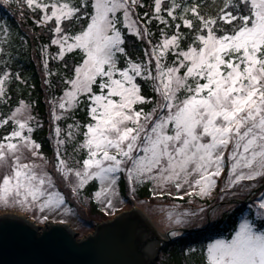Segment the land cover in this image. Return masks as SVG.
<instances>
[{
  "label": "snow or ice",
  "instance_id": "snow-or-ice-1",
  "mask_svg": "<svg viewBox=\"0 0 264 264\" xmlns=\"http://www.w3.org/2000/svg\"><path fill=\"white\" fill-rule=\"evenodd\" d=\"M13 4L51 33L40 45L53 91L51 158L34 135L42 127L35 102L12 88L27 84L13 69ZM205 7L206 0H0V205L38 210L42 221L45 212L71 213L62 180L71 196L113 208L123 180L133 193L150 185L151 197H179L158 206L168 234L179 236L177 228L216 214L213 205L180 200H204L223 183L235 200L231 229L207 225L186 253L199 251L200 264H264V0ZM53 59L64 72L50 67ZM82 105L86 121L76 116Z\"/></svg>",
  "mask_w": 264,
  "mask_h": 264
},
{
  "label": "water",
  "instance_id": "water-1",
  "mask_svg": "<svg viewBox=\"0 0 264 264\" xmlns=\"http://www.w3.org/2000/svg\"><path fill=\"white\" fill-rule=\"evenodd\" d=\"M151 225L144 212L132 207L78 238L67 223L49 222L41 228L27 217L6 212L0 214V264L19 259L38 264H153L160 247L151 252ZM165 235L173 237L167 231Z\"/></svg>",
  "mask_w": 264,
  "mask_h": 264
},
{
  "label": "trees",
  "instance_id": "trees-1",
  "mask_svg": "<svg viewBox=\"0 0 264 264\" xmlns=\"http://www.w3.org/2000/svg\"><path fill=\"white\" fill-rule=\"evenodd\" d=\"M146 2H151V0H146ZM219 0H206V11H213L215 4ZM16 8V5H12L10 9V16L15 20L13 25L14 35H13V46L18 52L14 61L13 69L14 71H19L24 80L27 81V84H24L23 81H17L12 85L13 91L16 94L22 93L24 98H30L35 102L34 112L40 117L43 121V128L37 129L34 133L35 138L42 144L43 151L48 156H51L53 153L51 142L49 139L50 131L48 129L50 126V105L48 103L49 99L53 95L52 89L49 88V85L45 83V73L43 70V56L40 52V45L48 44L50 41L51 33L47 27H40L35 25L30 18L28 13H26V18L22 19L18 12L13 11ZM147 9H141L145 11ZM3 17V12L0 11V18ZM11 22V20H10ZM157 25L154 23L153 28H156ZM129 47L132 52L135 54H142L141 49L144 47L143 44L133 36L128 37ZM51 53L54 55L57 51L56 46H51ZM73 57L68 56L67 60L63 63L69 65L71 68V61ZM63 63L53 59L50 61V67L55 70L59 69L61 72H64ZM60 78L53 75V84L52 88H57V82ZM34 86V87H33ZM146 94H151L150 89L145 85L144 87ZM150 107V105H148ZM76 116L80 120L86 121L88 119L87 113L85 111L84 105L81 106L80 110L76 113ZM71 122V121H68ZM63 126V125H62ZM121 191L123 195H127L125 183L121 181ZM134 193L135 197L142 198L147 197L150 194V185L139 187ZM85 197L90 196L91 189L83 193ZM176 199H179L176 198ZM89 201V211H93L98 215L102 214V211L98 203L94 199H88ZM183 201V200H182ZM238 206V205H237ZM234 215L231 211L224 212L220 218H218L214 223L213 231L220 233H227L233 225ZM180 235L176 236L174 240L164 246L163 252L167 253L171 257H175L176 261L174 264H186L185 261V249H187L189 244L195 245L200 241V237L207 234V231H182L179 230ZM200 259H197V264H200ZM157 264H163L159 261Z\"/></svg>",
  "mask_w": 264,
  "mask_h": 264
},
{
  "label": "rangeland",
  "instance_id": "rangeland-1",
  "mask_svg": "<svg viewBox=\"0 0 264 264\" xmlns=\"http://www.w3.org/2000/svg\"><path fill=\"white\" fill-rule=\"evenodd\" d=\"M34 114H36V113L34 112ZM39 119L42 121V119L40 117H39ZM49 123L52 124V121H50ZM41 128H43V121H42V127H39L37 129H41ZM49 128H50V126H49ZM48 130L50 131V129H48ZM49 139L51 142L53 153L51 152V156H48L47 154L46 155L51 158L54 154V141L50 138V136H49ZM49 167H51V165H49ZM122 182H124V181L122 180ZM59 187L61 188L62 191H65L66 195L68 196L69 206L73 209V211L71 213H61V212L48 213V212H45L43 214L49 215V219L47 221H42L39 219V216L41 215V213L38 210H25V209L20 208L18 206L5 207L3 205H0V214L9 212V213H15V214L22 215V216L27 217L28 219L32 220L33 222H35L41 228L44 227L49 222L67 223L73 229V231L76 233V236L78 238H80V237H83V236L93 232L95 225L98 222H101V221L107 220V219H111L113 216L122 212L123 210H129L132 207H137L142 212H144L148 216V218L151 220V222L153 224L151 226H153L157 231H159L160 234L165 235V232L167 231L169 225L166 223V221L161 219L163 213H161L158 206L161 203L168 204L173 199L178 198V197H173V198H169L167 200L161 201L155 197H151L150 194H148V196L146 198L145 197L137 198V197H135L134 193L131 192L130 188H128V187L125 188L127 195L124 196L122 191H121V185H120L119 197L116 199V202H115V205L113 208H107L106 204H101V203L97 202L101 211H102V214L98 215L93 211H89L90 205H89L88 200H83L81 198L71 196L70 189L67 188V186L64 184V182L62 180L59 181ZM138 189L140 190V188H138ZM222 189H223V183H221L216 188V190L212 193V195H210L206 199H204V200L197 199L195 202H192L191 204L187 203V200H188L187 197H185L183 199V201L180 200V203L185 204V206H189L193 209H196L198 206H205V205H213L216 207V214L215 215H212L209 212L204 216L203 221H201L199 218H197L193 222V224H190V225L183 227V228H188V229L203 228V229H206L207 225H209V224L213 225V223L218 218H220L224 212L228 211L230 206L235 205V200H233L230 196H228L224 192H222ZM222 195L224 196L223 200L220 199V197ZM237 198L239 199V197H237ZM176 200H179V199H176ZM179 229H181V228H177L176 230L178 231ZM175 238H176V236H174L172 239L165 242L160 247V249L158 251V258L156 259V261L153 264H157L159 261H161L163 264H174L175 263V261H176L175 257H171L167 253L162 251L164 249V246L166 244L170 243ZM200 239H201V237H200ZM199 242L195 245L189 244L188 247L190 245L193 247H198ZM184 255H185L186 264H197L196 261L200 257L199 251H194L191 253H186V251H185Z\"/></svg>",
  "mask_w": 264,
  "mask_h": 264
},
{
  "label": "bare ground",
  "instance_id": "bare-ground-1",
  "mask_svg": "<svg viewBox=\"0 0 264 264\" xmlns=\"http://www.w3.org/2000/svg\"><path fill=\"white\" fill-rule=\"evenodd\" d=\"M147 236L152 253L162 246L167 240H169V237L164 234H160V232L157 231L153 226H150Z\"/></svg>",
  "mask_w": 264,
  "mask_h": 264
}]
</instances>
